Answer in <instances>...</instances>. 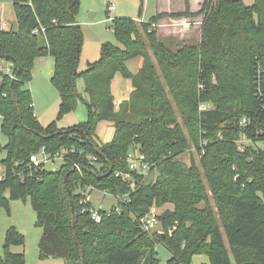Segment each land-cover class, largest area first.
Segmentation results:
<instances>
[{"label":"trees","instance_id":"1","mask_svg":"<svg viewBox=\"0 0 264 264\" xmlns=\"http://www.w3.org/2000/svg\"><path fill=\"white\" fill-rule=\"evenodd\" d=\"M81 1L12 0L16 25L0 28V63H11L15 77L0 71L7 138L0 145L6 152L0 210L10 200H30L43 230L42 260L82 264L83 254L84 264H160L161 245L171 254L167 264H192L198 255L210 264H264V0L253 6L205 0L198 13L185 0L184 12L157 13L148 22L113 19L121 47L103 44L100 60L83 72ZM199 15L200 43L172 49L160 39L161 21ZM47 57L54 59L58 120L83 100L86 123L60 130L56 122H39L27 85L36 61ZM138 57L142 67L132 73L128 62ZM117 74L134 88L118 107ZM80 78L87 98L77 90ZM101 122L112 124L111 142L98 139ZM242 137L250 141L243 151ZM43 147L51 157L64 149L74 153L57 171L35 170L30 157ZM135 147L151 165L148 175L129 169L127 155ZM194 149L200 166L178 160ZM89 187L127 200L102 210L96 222L84 194ZM165 206L172 208L156 216L162 231L144 230L153 209ZM24 244V236L9 229L0 264H26L24 254L10 251Z\"/></svg>","mask_w":264,"mask_h":264},{"label":"rangeland","instance_id":"2","mask_svg":"<svg viewBox=\"0 0 264 264\" xmlns=\"http://www.w3.org/2000/svg\"><path fill=\"white\" fill-rule=\"evenodd\" d=\"M205 1V0H204ZM245 5L253 6L254 0H243ZM185 0H82L80 11L78 14V23L80 24L84 33V45L80 57V72L86 71L88 65L97 62L101 58V47L103 44L111 43L115 46L121 47L113 31V19L116 18H131L140 22H148L153 16L159 13L158 9L163 12L178 13ZM201 2V3H200ZM200 3V6H199ZM203 0H190L193 12L198 13L203 5ZM110 6L115 8L110 11ZM0 17L1 24L5 22L7 25L2 27L3 30H10L16 25V17L13 9L12 0H0ZM203 15L194 18L184 19L193 23L195 31L185 37V40L179 41L176 39L183 37V34L178 30L170 28V26L163 25L159 31L160 39L166 43L170 48H176V45L196 43L198 25L202 24ZM168 22L176 19H167ZM183 20V19H177ZM171 24V23H169ZM172 39H176L171 41ZM141 60V59H140ZM139 60H132L128 63V70L132 73L138 71L137 63ZM54 74V59L47 57L36 61L33 69V80L27 85V89L31 91L33 97L34 112L39 122L43 127L49 126L56 122L57 127L61 129H70L79 126L88 121V109L83 100H79L74 111L64 115L60 120V95L51 83ZM131 82L124 79L122 75L115 77L112 83V94L115 98V103L119 104L122 100L129 96V84ZM84 79L80 78L77 81V90L84 97L87 98L84 92ZM117 106V105H116ZM2 120L0 117V145L3 147L7 144V138L1 131ZM96 134L102 143L111 142L114 137V128L109 122H101L97 126ZM240 142L247 145L244 138ZM6 158V152L0 153V161ZM178 160L187 165H191L194 161L199 165V156L197 152L191 150L178 157ZM62 160H55L47 163L45 169L47 171H57L62 165ZM200 166V165H199ZM3 165L0 163V174L3 172ZM89 201L92 208L95 210L110 211L118 206V200L105 192L100 190H93L89 192ZM212 202V200H211ZM213 203V202H212ZM171 206L163 208H154L153 211L160 215ZM11 228H16L25 239L24 246H12L10 251L14 254H24L26 264H68L63 259L48 258L42 260L40 258V240L43 230L37 226V213L32 208L29 199L26 200H10L8 208L0 210V257L5 255V243L7 231ZM155 231L161 232V227L156 223ZM160 264H167L171 258V254L161 245L156 247ZM209 258L205 255H198L193 258L192 264H210Z\"/></svg>","mask_w":264,"mask_h":264},{"label":"built area","instance_id":"3","mask_svg":"<svg viewBox=\"0 0 264 264\" xmlns=\"http://www.w3.org/2000/svg\"><path fill=\"white\" fill-rule=\"evenodd\" d=\"M114 10H115V8L113 6H110V11H114ZM1 16H2V13L0 11V17ZM1 25L2 26L0 28L5 27L7 24L5 22H3ZM0 71L3 72V73L9 74L12 79L15 78L14 75L12 74L13 65L11 63H0ZM243 123L245 124L246 120H244ZM244 140H245V142L250 144V141H248L246 139H244ZM242 144H240V149L243 151L246 145L245 144L242 145ZM259 146L264 148V143L263 144L260 143ZM69 153H74V150L64 149V150L61 151L60 154H58V155H56L54 157H51V156H49L47 154L46 147H43L38 153H35V154L31 155V157H30V165L35 170H38V169L42 170V168H44L47 163L54 162L55 160H62V162H64L65 158H66V154H69ZM92 160L94 162L96 161L95 158H93ZM127 162H128L130 171H132V172H134L136 174H139V175H144V176L148 175V173H149V171L151 169V165L147 162L146 156L141 152L139 147H135V148H133L132 150H130L128 152ZM76 168L78 170L81 169L79 167V165H76ZM98 168L99 167L97 166L96 170ZM120 176H123L125 179H128L130 174H127L126 176H124L122 174V172L116 173V177H120ZM5 177L6 176H5L4 171L1 172V174H0V183H2L5 180ZM93 190H95V189L92 188V187H89V188L86 189L84 194H85V196L88 199H89V192H91ZM114 197L118 201L127 200L126 196H114ZM101 211H102V209L95 210L93 208L90 210L92 219H94L96 222H100L101 221V218H102ZM103 211H105V210H103ZM105 212H108V211H105ZM156 216H157V214L154 211H152L151 215L143 221L142 225H143L144 230H146V231L154 230V226L157 223Z\"/></svg>","mask_w":264,"mask_h":264},{"label":"crops","instance_id":"4","mask_svg":"<svg viewBox=\"0 0 264 264\" xmlns=\"http://www.w3.org/2000/svg\"><path fill=\"white\" fill-rule=\"evenodd\" d=\"M203 2H204V0H203ZM201 3V2H200ZM200 3H199V6H200ZM191 10L193 11V12H197V11H194L193 10V7H192V4H191ZM159 11V13H173V11H170V12H163V9L162 10H160V9H158ZM186 10V4H185V2H184V6H182L181 7V9L179 10V11H176V12H184ZM186 20V19H185ZM184 19L183 20H178V21H176V20H172L171 22H168V20L167 19H165V20H163V21H161V23H160V25H159V31H160V29H161V27L163 26V25H165V26H170V28H172V29H174V30H178L180 33H182L183 34V37H181V38H178V37H180V36H182V35H179L176 39H178L179 41H182V40H185V37L186 36H188L190 33H193L195 30V28L194 27H192V29L190 28V26H193V23L192 22H188V21H185ZM202 20H203V18H202ZM1 21L2 20H0V23H1ZM169 23H171V24H169ZM190 25V26H189ZM199 30V34H198V36H197V40H196V43H194L193 45H195V44H198V43H200V41H201V25H198V28L196 29V31H198ZM193 31V32H192ZM176 39H172L171 41H173V40H175L176 41ZM177 46V45H176ZM141 59V60H140ZM133 60H139V61H141V63L139 62V63H137V66H138V71L140 70V68L142 67V64H143V59L141 58V57H138V58H136V59H133ZM132 61V60H131ZM130 62V61H129ZM128 62V63H129ZM137 71V72H138ZM136 72V73H137ZM118 75H120V74H117L116 75V77L118 76ZM130 81V80H129ZM131 82V81H130ZM113 83V82H112ZM134 90V88H133V86H132V82L129 84V96H130V94H131V92ZM129 96H128V98H129ZM128 98H126V99H124V100H127ZM124 100H122V101H124ZM121 101V102H122ZM120 102V103H121ZM119 103V104H120ZM119 104H116L117 105V107L119 106Z\"/></svg>","mask_w":264,"mask_h":264},{"label":"water","instance_id":"5","mask_svg":"<svg viewBox=\"0 0 264 264\" xmlns=\"http://www.w3.org/2000/svg\"><path fill=\"white\" fill-rule=\"evenodd\" d=\"M72 219H73V221H74V213H73V211H72ZM73 226H74V223H73ZM82 264H84V257H83V254H82Z\"/></svg>","mask_w":264,"mask_h":264}]
</instances>
